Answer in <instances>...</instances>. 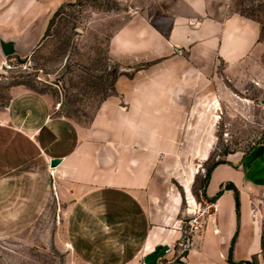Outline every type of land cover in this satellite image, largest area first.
<instances>
[{
    "label": "crops",
    "instance_id": "crops-1",
    "mask_svg": "<svg viewBox=\"0 0 264 264\" xmlns=\"http://www.w3.org/2000/svg\"><path fill=\"white\" fill-rule=\"evenodd\" d=\"M230 2L173 0L133 15L109 42L123 73L85 130L39 93L14 95L0 114V238L35 223L54 193L60 206L68 199L66 237L83 264H264V202L248 199L264 189V145L240 168L228 158L213 169L197 230L183 228L184 200L167 182L186 128L210 125L212 106L220 109L201 77L210 82L218 63L237 72L261 45L259 23L231 13ZM209 147L196 158L207 162ZM186 191L197 206L189 182Z\"/></svg>",
    "mask_w": 264,
    "mask_h": 264
},
{
    "label": "rangeland",
    "instance_id": "rangeland-1",
    "mask_svg": "<svg viewBox=\"0 0 264 264\" xmlns=\"http://www.w3.org/2000/svg\"><path fill=\"white\" fill-rule=\"evenodd\" d=\"M172 5L173 0H0V114L16 93L30 90L45 96L55 115L87 129L123 73V66L108 59L112 35L133 15H153ZM229 11L259 23L261 45L237 72L218 63L210 82L201 77L202 87L216 91L220 109L212 106L210 125L202 120L186 128L190 133L168 159L167 182L184 200L185 230L191 205L186 184L200 211L208 169L228 158L240 168L242 159L264 145V0H231ZM3 42H12L15 53L6 56ZM207 146L210 159L202 162L196 154ZM248 193L250 202H264V189ZM66 201L60 206L53 193L35 223L0 238V264H83L66 237Z\"/></svg>",
    "mask_w": 264,
    "mask_h": 264
},
{
    "label": "built area",
    "instance_id": "built-area-1",
    "mask_svg": "<svg viewBox=\"0 0 264 264\" xmlns=\"http://www.w3.org/2000/svg\"><path fill=\"white\" fill-rule=\"evenodd\" d=\"M212 207H213V210L216 211V208L214 206H212ZM209 208H211V206L210 207L205 206L204 209L201 206L200 211L197 210V213H195V214H190V212H189L190 209L189 208L187 209V215L190 218V220L188 221V225L190 226V228L197 230L198 228H200L202 226L200 219L206 214V210H208ZM254 211H258V209L255 208ZM168 252H169V250L166 251V253H168Z\"/></svg>",
    "mask_w": 264,
    "mask_h": 264
},
{
    "label": "trees",
    "instance_id": "trees-1",
    "mask_svg": "<svg viewBox=\"0 0 264 264\" xmlns=\"http://www.w3.org/2000/svg\"><path fill=\"white\" fill-rule=\"evenodd\" d=\"M242 15V14H241ZM242 16H244V15H242ZM244 17H246V16H244ZM248 18V17H247ZM250 19V18H249ZM222 163H224V162H217V163H215L210 169H208V171H207V176H206V179H207V181L210 179V177H211V173H212V171H213V169L217 166V165H219V164H222ZM227 189H232V190H234V192H235V198H236V209H237V216L239 217V215H240V200H239V194H238V191L236 190V188H230V186L228 185L227 187H226ZM262 244H263V253H264V232H263V237H262ZM247 264H254V263H252V262H248Z\"/></svg>",
    "mask_w": 264,
    "mask_h": 264
},
{
    "label": "water",
    "instance_id": "water-1",
    "mask_svg": "<svg viewBox=\"0 0 264 264\" xmlns=\"http://www.w3.org/2000/svg\"><path fill=\"white\" fill-rule=\"evenodd\" d=\"M2 49L6 56H10L15 53L14 44L12 42H9V43L3 42ZM60 162H61L60 159H54L51 161L50 165L52 168H56L60 164Z\"/></svg>",
    "mask_w": 264,
    "mask_h": 264
},
{
    "label": "bare ground",
    "instance_id": "bare-ground-1",
    "mask_svg": "<svg viewBox=\"0 0 264 264\" xmlns=\"http://www.w3.org/2000/svg\"><path fill=\"white\" fill-rule=\"evenodd\" d=\"M217 118L219 119V116H218V114H217ZM191 204V203H190ZM197 207H198V203H197V206H189V212H190V214H195V213H197Z\"/></svg>",
    "mask_w": 264,
    "mask_h": 264
}]
</instances>
